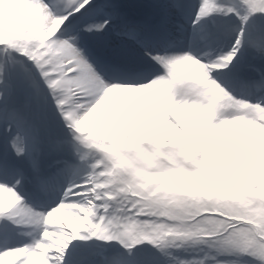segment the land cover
I'll list each match as a JSON object with an SVG mask.
<instances>
[{
	"label": "clouds",
	"instance_id": "clouds-1",
	"mask_svg": "<svg viewBox=\"0 0 264 264\" xmlns=\"http://www.w3.org/2000/svg\"><path fill=\"white\" fill-rule=\"evenodd\" d=\"M33 3L31 21L0 36V153L21 165L0 182V264H264V174L240 179L236 149L195 146L204 122L264 128V0H222L196 27L207 39L187 46L156 35L194 7L172 0L151 52L110 42L111 0ZM120 97L147 101L161 132L88 123Z\"/></svg>",
	"mask_w": 264,
	"mask_h": 264
},
{
	"label": "bare ground",
	"instance_id": "bare-ground-1",
	"mask_svg": "<svg viewBox=\"0 0 264 264\" xmlns=\"http://www.w3.org/2000/svg\"><path fill=\"white\" fill-rule=\"evenodd\" d=\"M6 1H10L13 7H21V8L23 7L25 12L33 13L34 10L33 0H6ZM118 1L121 2L122 4L121 6H118L117 4ZM111 2L113 5V12L117 17H119L115 21L116 31L120 32L123 25H127L130 28L138 30L139 33L142 35V37L145 39L148 32L155 27L156 22L161 18V16L164 15V14L162 15V13L164 12L162 6L171 3L172 0H111ZM180 2L184 3L183 0H180ZM137 3L144 4V9L141 11L143 15V20L142 19L138 20V18H133L129 14L133 10H138L136 8L138 6ZM119 7H126L127 12L118 13ZM183 11L184 10H179V13L181 14L182 23H183L182 20ZM31 16L32 15L30 14L29 17ZM153 20H156L154 26L152 25ZM160 31L162 32V30ZM160 31L156 32V35L160 39L165 40V38L161 35ZM113 37L114 39H118L115 36ZM194 39L195 36L193 31L188 32L187 36L185 37V46H187L186 42H188L189 45L193 42ZM119 41L122 42L123 44H128L124 40L119 39ZM261 43L264 44V42ZM146 106H147V101L142 102L139 108L137 109L135 107V100L133 99V101L129 102L127 107H125V99L124 97H120L116 102L114 108L110 102L108 109L106 111H101L88 123L92 125H98V124L103 125L105 123L115 122L116 121L115 112L121 114L122 120L126 118L127 114H130L131 116H135L139 114V116L141 115L143 117L145 131H148V129H152L153 122L156 119V117L160 115V113L157 112L154 108L148 109ZM177 119H180L181 122L184 123V125L188 126L192 119V114L190 112L181 113L180 116L177 117ZM202 128L211 138L218 137L222 133L224 138L229 142L231 141L230 137L235 135L233 134V130H234V132H236V135L241 142V155H248L250 161L257 163L258 165H260L262 170H264V128H260L258 125H254L251 122L244 124L243 127H241L240 124L235 122L231 125L221 124L220 126L213 128L211 131H209L208 123L204 122ZM155 129H157L156 131L160 132L159 130L160 128L155 127ZM233 149L234 148H232V150ZM12 261L13 259L10 262Z\"/></svg>",
	"mask_w": 264,
	"mask_h": 264
},
{
	"label": "rangeland",
	"instance_id": "rangeland-1",
	"mask_svg": "<svg viewBox=\"0 0 264 264\" xmlns=\"http://www.w3.org/2000/svg\"><path fill=\"white\" fill-rule=\"evenodd\" d=\"M8 4L10 6V10H5L3 8H0V36H11L14 34L20 27L23 25L29 23L31 21V17L29 15L33 14L31 12H25L24 8L22 7H13L12 3L10 1L6 0H0V5ZM119 5H121V2L119 1ZM34 11V10H33ZM113 15L115 13L113 12ZM176 16L178 20V26L176 28L175 35L169 36L165 31L162 32L163 36L168 40V42L171 43H180L184 45V38L187 35V30L190 28L188 26H183L181 23V14L179 13V10H176ZM154 22V21H153ZM115 35L109 36L110 42L115 43H122L119 41V39L124 40L122 36L119 35L117 37L118 39H114ZM116 37V36H115ZM125 41V40H124ZM123 44V43H122ZM127 46L128 48H131L130 44H123ZM165 117L160 113L159 116L156 117V119L153 122L152 129H148V131H145L143 117L139 114L135 116H131L130 114H127L125 119H121V114L115 112V122H111L113 126L119 125L122 129L125 128H132L134 130L136 129H142L146 133H159V131H156V128H160V132L162 129V125L164 123ZM99 125V124H98ZM185 127H188L185 125ZM154 130V131H153ZM152 131V132H150ZM167 134H171V132H168ZM233 136L230 137V142L227 141L222 133L218 137L211 138L206 131H204L203 128H201V132L199 135V139L197 141V144L195 145L197 148L207 147L209 155H215L217 152H220L223 150L225 153L232 152V148L236 149L235 155L232 158V163L235 164L238 168H241L242 171L240 172V179H243L245 177L252 178L253 175H255L258 171L261 174H264V170L258 165L257 163H254L250 161L248 158V155H241V142L239 138L236 135V132L233 130ZM178 139H185L184 137H179ZM236 144V145H235ZM229 168L232 167L231 164L228 165ZM233 171L235 169H232ZM259 179V176H257V180ZM255 182V181H254ZM12 257H9L6 264H13V261L10 262Z\"/></svg>",
	"mask_w": 264,
	"mask_h": 264
},
{
	"label": "snow or ice",
	"instance_id": "snow-or-ice-1",
	"mask_svg": "<svg viewBox=\"0 0 264 264\" xmlns=\"http://www.w3.org/2000/svg\"><path fill=\"white\" fill-rule=\"evenodd\" d=\"M184 3H192L194 7L184 9V11L190 16V18L196 21V24L193 25V33L195 39L191 44L198 45L202 41L207 39V34L203 31H197L196 27L199 24L200 19H207L209 14L211 13L213 7L222 3V0H207L205 7L208 9V13L202 15L199 19L196 16L197 10L203 12L201 9V2L202 0H183ZM104 19V17H101ZM114 21L109 20L108 25L101 27L99 24H95L92 26V30H94L97 34H102L108 32L112 28V24ZM82 35V34H81ZM119 35L122 36L126 43L130 44L132 47L131 49L140 51L144 50L145 52H151L152 49L148 46L146 40L142 37L138 30L128 27L127 25H123ZM80 48H83V44L77 45ZM87 49L85 52L87 53ZM89 58H91V53H89ZM21 167L18 161H15L11 158H6L3 153H0V182H4L3 178L14 172L15 170ZM31 179L36 183V185L41 189H47L50 183V178L40 170H36L34 173L30 174ZM11 228V224L7 220L0 219V235L5 234Z\"/></svg>",
	"mask_w": 264,
	"mask_h": 264
}]
</instances>
